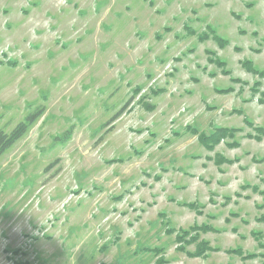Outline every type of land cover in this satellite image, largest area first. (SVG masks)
<instances>
[{
  "label": "rangeland",
  "instance_id": "1",
  "mask_svg": "<svg viewBox=\"0 0 264 264\" xmlns=\"http://www.w3.org/2000/svg\"><path fill=\"white\" fill-rule=\"evenodd\" d=\"M37 107L0 264H264V0H0V130Z\"/></svg>",
  "mask_w": 264,
  "mask_h": 264
},
{
  "label": "trees",
  "instance_id": "2",
  "mask_svg": "<svg viewBox=\"0 0 264 264\" xmlns=\"http://www.w3.org/2000/svg\"><path fill=\"white\" fill-rule=\"evenodd\" d=\"M130 101H127L126 104H124L120 110L116 112V114L111 119L112 121H115L118 119L122 113L125 112V110L129 107ZM44 108L43 107H37L36 109L32 110L23 121H20L11 131L6 132L4 130H0V157L9 150L12 146H14L30 129L32 125L35 124V122L43 115ZM230 130L227 128H218L217 132L224 136L226 135ZM234 131V129L232 130ZM258 135L255 136L257 139H261L262 136H264V128H260L258 130ZM218 138L216 135L213 136H205L201 135V142L208 148H213L214 142L217 143ZM202 228L203 230L206 229V226H195ZM205 247V246H204ZM206 248H201L200 252L201 254L204 253Z\"/></svg>",
  "mask_w": 264,
  "mask_h": 264
}]
</instances>
